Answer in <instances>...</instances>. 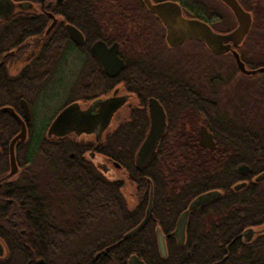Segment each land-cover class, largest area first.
Segmentation results:
<instances>
[{"label": "flooded vegetation", "instance_id": "1", "mask_svg": "<svg viewBox=\"0 0 264 264\" xmlns=\"http://www.w3.org/2000/svg\"><path fill=\"white\" fill-rule=\"evenodd\" d=\"M11 1L15 3L12 10H0L1 43H4L5 46H10L0 51V88L4 90L7 82H14L15 90L26 93L28 99L18 97L19 99H16L15 104L5 105L11 107L13 112H0V132L13 129L11 138L0 137V142H8L6 149L0 146V264H264V206H261L264 205V179H258L263 172L253 176L250 180L241 179L232 185L202 190L192 198L185 209H181L182 194L180 186L163 187V190H166L164 192L166 194L161 196L164 200L156 208L154 207V202L156 197L159 198V192L155 193V190L149 187L147 215L151 203L152 207L143 226L145 229L143 232L132 233L129 236L127 234L130 231L124 234L117 232L103 233L102 231L74 234L72 232L59 233L56 235L51 233L52 237L54 235V241L50 244L49 260L38 256L42 237L40 233V218L32 215L34 208L39 205L38 192H34L32 206L28 205L25 207V212L28 216H24V202L8 196V193L15 192L13 189L17 190L18 187L22 186L23 181L27 180L28 177H35L36 183L38 181L37 177L41 173L39 164V158L41 157L38 154H34V145L31 138L32 129L38 127V120L34 119V113L38 111L53 112L50 119L46 121L45 127H47L48 131L57 115L70 104L79 103L83 110L90 109L92 114H98L103 108V104H100V101L110 97H123L125 103L115 112L110 125L101 137H97L95 133L78 135L73 132L69 134V136L75 137L77 143L81 146L79 159H76V153H71L70 158L76 159L75 161L85 165L91 164L96 169V173L100 174H98L99 176L105 177L112 183H117L119 179L110 178L107 175L109 170L104 169V167L108 166V163H111L109 160L105 158L107 163L103 161L95 162L97 157L101 155L98 151V146L104 134L117 128L121 123L119 121L116 125H112L117 114L127 105L128 108L139 105V99L137 93L127 91L124 83L119 82L117 78L128 64L125 56L126 52L123 50H126L125 41H119L115 38L105 40L99 37L93 32H96L97 28L87 24L86 19L82 20V26L73 23L70 20L73 13L72 10L69 8L62 9L61 7L66 0ZM127 1L129 5L128 11L126 13L117 11L118 14L116 16L121 18V29L126 31L128 35L130 34L129 38L132 39L128 46L129 53L132 52L133 54L134 48L137 46L139 52L136 54L137 56L141 55L149 68L146 69L148 72L149 70L153 71V73L158 71L168 72V68L177 69L178 65L173 66L164 61L163 58L167 51L171 53V56L176 57L181 55L182 49L188 45L195 47L204 46V49H209L206 43L196 39H188L178 46H172L167 39L168 30L164 21L158 13L151 9L147 1ZM237 1L252 16L251 28L247 36L236 45L233 40L227 41L226 44H231V49L225 53L219 54L209 50L213 55L232 58L240 76L264 74V71L256 74L242 73L232 53L233 49L238 51L241 59L249 69L263 67L250 66L248 61L253 64L263 61L264 50L259 51L260 55L255 56L254 59L248 57L247 50L251 46V42H253L250 37L256 23V15L260 14L259 16H262L263 14L264 0H255L256 2L251 5L252 7L247 6L246 0ZM151 2L154 5L163 3L176 5L181 8L184 17L201 20L217 33L229 34L239 26V21L231 6L223 0H151ZM254 7L255 9H253ZM93 13L96 14L97 12L94 11ZM227 15L233 18L234 24L229 22ZM126 17L127 19H123ZM259 19V21L263 22L262 18ZM69 25H74L81 31L83 35L81 42L76 41L72 37ZM115 27H119L118 24L115 26L109 25L108 29L114 31ZM92 29L93 31H90ZM137 31L139 34L143 31L146 32L143 36L144 40H136L135 32ZM108 37L110 36L108 35ZM97 41L105 42L108 47L118 43L119 56L125 61V66L118 75L111 76L107 73L101 60L93 55L92 47ZM9 42L13 45L7 44ZM196 55H198V52H193L190 57ZM260 56L263 58H259ZM141 63V61L133 58L132 66L142 71L144 69ZM170 76L174 78L183 77L187 81H189L188 77H191L187 74L176 73H172ZM195 76L198 75L193 74V80ZM229 77V82L231 83L233 80H231L230 75ZM199 80L197 79V84H200ZM108 84L112 85L111 88H108L107 93H103L104 87ZM203 84L205 85L204 82ZM208 84L207 88L200 91L202 94L200 102L204 103L207 101L210 105H216V83L214 78L209 79ZM228 86L231 100L227 108H229L228 113L231 115L236 112L235 109L237 107H242L246 104L243 98L247 97V95H243L241 89L238 91L235 88L234 90L233 88L231 89V84H228ZM64 87L68 88L69 98L58 105L56 103L62 99L61 90ZM198 92H195L197 97ZM166 93L172 96L171 92L164 91V94ZM152 97L155 96L149 97L146 106L149 114V128L151 125L149 102ZM237 97L241 99H239V103L243 101L241 104L238 103ZM157 99L164 107L167 128L170 124L166 109L168 100L165 96V102L160 98ZM23 100L28 102L31 115L30 119L25 121L27 139L25 141L18 140L15 145L16 164H13L11 142L22 130L20 118L25 119ZM130 100L133 101L130 103ZM51 103L57 107L51 108ZM197 104L199 105V100ZM5 106H0V108ZM203 118L205 119V114L200 117L201 120ZM201 120L187 119L177 121L174 123V127L179 128V130L182 127L188 129L193 127L196 139L201 144L200 130L205 126L214 135L216 142L215 133L210 130L209 124ZM42 121H44V118ZM42 121L40 122L41 124ZM50 138L63 137L53 135ZM173 139L174 136H170V140ZM186 140L189 139L186 138ZM237 171L242 174H248L239 171V167ZM49 172L55 173V171ZM53 174L52 176H55ZM53 180L55 181V179ZM253 180L260 182V185H250L249 182ZM180 181L185 183L187 180L184 181L180 178ZM52 188L55 190L56 186L54 185ZM248 189L257 190L258 201L254 203L248 202V197H250ZM68 194H70V191ZM203 195H208V198L200 201L194 209H190L191 205ZM51 197L53 199V208L58 206L64 208L76 207V203L71 201L58 200L63 198L60 192L51 191ZM187 211L185 230L184 232H177L178 223ZM249 213L251 214L250 216ZM87 220L84 219L83 223L86 224ZM49 221L52 223L51 226L55 228L54 224H64L65 222L70 224L78 220L72 215L66 214L64 218L51 216ZM29 228H32L33 233H30ZM30 235L33 240V248L25 249L23 247L27 246L25 240ZM57 238L60 241L66 239L104 240V243L98 249L85 247L59 250L60 244L55 242ZM161 239L164 242V247L161 246ZM126 245L130 248L125 249ZM31 255H34V257Z\"/></svg>", "mask_w": 264, "mask_h": 264}, {"label": "trees", "instance_id": "2", "mask_svg": "<svg viewBox=\"0 0 264 264\" xmlns=\"http://www.w3.org/2000/svg\"><path fill=\"white\" fill-rule=\"evenodd\" d=\"M246 2L247 6L252 7L251 5L255 4L256 1L246 0ZM61 7L72 10L70 20L79 26H82V20L86 19L87 24L97 28L96 32L93 29L90 31L99 37L105 40L115 38L126 42V50H123L126 52L128 64L117 78L119 82L124 83L127 91L137 93L139 105L129 107L127 119L122 121L117 128L104 134L98 151L111 163H118L125 170L129 182L135 186L137 204L133 208H129L123 192L125 184L123 180L112 183L105 177L99 176L100 174L96 173V169L91 164L85 165L75 161L79 159L81 150V146L75 137L67 135L63 138L51 139L47 134L46 127L39 139L36 140L35 129H32L33 152L41 157L44 165L40 169L41 173L37 177L36 183L35 177H28L27 180L23 181L22 186L18 187L17 190L13 189L15 192L8 193V196L22 200L25 209L28 205L32 206L34 192H38L39 205L34 208L32 214L40 218L42 237L38 256L49 260L50 244L54 241V235L52 237L51 233L56 235L59 233L72 232L74 234L102 231L103 233L124 234L137 228L147 215L149 187L153 188L155 193L159 192V198L156 197L154 202L156 208L164 200L161 197L166 194L163 187L180 186L181 209H185L192 198L202 190L232 185L241 179L250 180L253 176L264 172V79L258 90L247 95L248 102L242 107H237L236 112L232 113L233 115H229L227 107L223 103L222 90L229 88V75L233 80L235 74L238 73L233 59L232 63L226 64L225 56L213 55L209 49H205L194 57L189 56L184 59V62L177 69L168 68V72L153 73L151 70L148 72L146 69L149 68L141 55L137 56L136 54L139 52V48L135 46L134 53H129L128 46L132 39L129 38L130 34L128 35L126 31L121 29V18L116 16L117 11L124 13L128 11L127 0H66ZM94 11L97 13L94 14ZM257 15L254 30L250 37L253 40L256 37L254 35L256 31H264V9L262 16ZM259 18H262L263 22L259 21ZM123 19H127V17ZM116 24L119 27H115L114 31L108 29L109 25L115 26ZM140 33L135 32L136 40H144L143 36L146 32ZM7 44L13 45L10 42ZM8 47L10 46H5L0 39V51ZM262 50H264V44ZM133 58L142 62L141 65L144 70L139 71L132 66ZM248 64L254 65L256 68L261 67L264 66V60L255 64L248 61ZM172 73L187 74L191 77H188L189 81H187L183 77H171L170 74ZM193 74L198 75L195 76L194 80ZM212 78L216 83L217 103L216 105H210L207 101L201 103L202 94L200 91L208 87L209 79ZM238 78L236 79L238 80ZM197 79H200V84L196 83ZM111 86V84L106 85L103 93H107ZM164 91L171 92L172 96L169 93L164 94ZM195 92H198V97ZM151 96L161 100H164L165 96L168 100L166 109L170 124L165 129L151 161L143 169H139L136 163V155L148 132L149 114L146 106ZM18 97L28 99L26 93L15 90L14 82H7L4 90L0 88V106L15 104ZM196 100H199V105ZM202 114H205V119L201 120ZM187 119L201 120L209 124L210 130L215 133L216 145L214 148L201 146L196 139L193 127L190 129L182 127L180 130L174 127L175 122ZM12 132L13 129L0 132V137L11 138ZM170 136H174V139L170 140ZM0 146L6 149L8 142L2 141ZM71 153L77 154L75 160L70 158ZM241 164H248L251 167V172L248 174L239 173L237 168ZM49 171H55V173ZM180 178L187 181L183 183ZM249 184L252 186L260 185V182L253 180ZM54 185L56 186L55 190L52 188ZM50 189L62 193L63 198L58 200L76 203V207H68V209L60 207L58 211L64 215L66 213L72 215L78 220L77 222L54 224L55 228L51 226L49 217L54 216V209ZM69 191L70 194H68ZM248 192L250 194L248 202L258 201L256 189H248ZM25 211L26 209L24 216H28ZM84 219H88L86 224L83 223ZM144 230L141 227L137 233ZM29 231L33 233L32 228H29ZM31 237L30 235L26 238L27 246H23L25 249L33 248ZM55 242L60 244L59 247L57 246L59 250L85 247L98 249L101 248L104 240L66 239L60 241L57 238ZM126 248L130 247L126 245Z\"/></svg>", "mask_w": 264, "mask_h": 264}, {"label": "water", "instance_id": "3", "mask_svg": "<svg viewBox=\"0 0 264 264\" xmlns=\"http://www.w3.org/2000/svg\"><path fill=\"white\" fill-rule=\"evenodd\" d=\"M146 1L151 9L158 13L164 21V24L168 30L167 39L172 46H178L188 39H196L206 43L211 51L222 54L231 49V44H226V42L233 40L235 45L242 42L247 36L252 24L251 13L246 11L237 0H223L231 6L239 21V26L229 34L217 33L207 23L201 20L188 19L184 17L182 15L181 8L177 7L176 5H170L169 3L154 5L152 4L151 0ZM14 6L15 3L11 0H0V10H12ZM69 31L76 41H82L83 35L78 28H76L74 25H69ZM92 53L101 60L105 70L111 76L118 75L125 66V61L119 56L118 43H114L111 47H108L105 42L97 41L92 47ZM232 53L236 59L238 68L242 73L256 74L258 72L264 71V66L258 69L247 68L238 51L233 49ZM100 102V104H103V108L98 114H92L90 109L83 110L79 103L70 104L64 108L54 119L48 129V136L51 137L56 135L58 137H64L75 132L78 135H82L84 133H95L97 137H101L103 132L110 125L115 112L125 102L123 97H110ZM23 106L25 110V119L20 118L22 121V130L11 142L13 164H16L15 145L17 141H25L27 139V125L25 121L26 119H30L31 114L29 104L26 100H23ZM1 111L13 112V109L11 107L5 106L0 108V112ZM149 111L151 118L149 132L136 155V163L139 169H143L145 165H147L153 158L159 141L166 128V113L163 105L157 98H150ZM200 135L202 137L201 144L203 147H215L216 142L214 135L207 129V127L203 126L201 128ZM115 165L118 167L120 166L118 163H115ZM239 171L243 173H249L251 171V167L248 164H241L239 166ZM258 179H264V172L259 176ZM207 198L208 195H203L202 197L198 198L196 202L191 205L190 209H194L200 203V201L206 200ZM151 207L152 203L149 206L148 215L145 217L143 222L137 228L130 231L127 236L137 232L141 227L144 226L150 214ZM187 214L188 211L181 217L177 226V232H184ZM161 246L164 247V242L162 239Z\"/></svg>", "mask_w": 264, "mask_h": 264}, {"label": "rangeland", "instance_id": "4", "mask_svg": "<svg viewBox=\"0 0 264 264\" xmlns=\"http://www.w3.org/2000/svg\"><path fill=\"white\" fill-rule=\"evenodd\" d=\"M227 19L229 20V22H234L233 21V18H230L228 15L226 16ZM234 24V23H233ZM257 32V34H256ZM254 35H256V37L254 38L253 42H251V46L248 48L247 50V55L249 58H255V56H259L260 53L259 51H262V48H260L261 46H263L264 44V31L262 32H258L256 31ZM203 47V49H201ZM192 46V45H188L186 47H184V49H182V54L179 55V56H171L170 52L167 51L165 52L166 55H164V61H167L169 64L173 65V66H181L182 62H184V58H187L188 56H190V54L193 52H198L199 53H202L201 50H205L204 49V46ZM260 49V50H259ZM170 56V57H169ZM259 58H263L262 56H260ZM225 62H227L226 64H229V63H232V58L230 59L229 56H226L225 57ZM184 64V63H183ZM177 66V67H178ZM227 72V71H226ZM239 77V78H238ZM235 78V79H234ZM233 80L231 83L232 87L231 89L235 88V90H242L243 91V95H250L251 93L255 92L256 90H258L259 88V85L261 84V82L263 81L264 79V74H259V75H253V76H246V75H243V76H240V74H235ZM238 78V80L236 79ZM235 84V85H234ZM230 89V88H228ZM228 89L227 90H222V97H223V103L226 105V107H229L228 106V103L230 102L231 100V93L228 92ZM221 92V91H220ZM257 93V92H256ZM61 100H59V102H57L56 104L59 105L60 102H65L66 100H68L69 98V91H68V88L64 87L62 88L61 90ZM240 97H237V101L238 103L240 102ZM244 102H248V96L243 98ZM133 100H130V103L132 102ZM241 101V103L243 102ZM135 103V102H134ZM231 103H234V102H231ZM239 103V104H241ZM133 104V103H132ZM53 105V106H52ZM130 105V104H129ZM56 108L57 106L54 105L53 103H51V108ZM229 108H227L228 110ZM53 110V109H52ZM227 112V111H226ZM53 112L52 111H48V112H43V111H38L36 113H34V119H36V121L38 120V127L35 128V132H36V135H35V138L36 140L39 139L40 135L45 131V126H46V121H48L50 119V117L52 116ZM128 117V105L125 106L118 114L117 116L115 117V122L112 123V125H116L117 122H122L124 120H126ZM44 118V121H42ZM42 121V124L40 123ZM41 124V125H40ZM106 162V159L103 155H99L97 157V159L95 160V162ZM39 164H40V167L43 166V160L41 158H39ZM107 169L109 170L108 171V176L110 178H118L119 180H123L125 182L124 186H123V192L125 193V196H126V200H127V203H128V206L129 208H133L136 204H137V198H136V192H135V186L129 182L128 180V177H127V173L125 172L124 169L121 168V166H116L115 164L113 163H108V166H107ZM60 207H56V208H53V212H54V216L58 217V218H64L66 215H64L62 212L58 211ZM64 208V207H62ZM68 209V207H65ZM67 214V213H66Z\"/></svg>", "mask_w": 264, "mask_h": 264}]
</instances>
